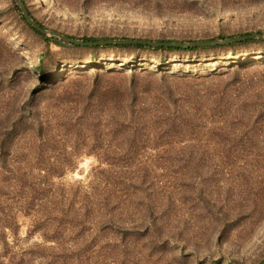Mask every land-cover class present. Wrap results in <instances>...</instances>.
<instances>
[{
    "label": "rangeland",
    "instance_id": "1",
    "mask_svg": "<svg viewBox=\"0 0 264 264\" xmlns=\"http://www.w3.org/2000/svg\"><path fill=\"white\" fill-rule=\"evenodd\" d=\"M23 2L82 42L264 36V0ZM159 49L0 0V264L264 262V40Z\"/></svg>",
    "mask_w": 264,
    "mask_h": 264
},
{
    "label": "water",
    "instance_id": "2",
    "mask_svg": "<svg viewBox=\"0 0 264 264\" xmlns=\"http://www.w3.org/2000/svg\"><path fill=\"white\" fill-rule=\"evenodd\" d=\"M16 5L20 8L21 13L26 20L27 24L30 25L34 30L40 32L43 35H54L60 40L68 42L70 44H74L77 46H109V45H116V46H144V47H152V48H180V49H189V48H206V47H214V46H222V45H229L232 43L242 42L251 39H258L264 40V36L262 35H254V36H245L235 39L229 40H213V41H205V42H192V43H179V42H149V41H140V40H107V41H98V42H82L73 40L71 37L57 34L55 32L46 30L43 28L32 16L28 8L26 7L23 0H14ZM264 264V262L262 263Z\"/></svg>",
    "mask_w": 264,
    "mask_h": 264
},
{
    "label": "trees",
    "instance_id": "3",
    "mask_svg": "<svg viewBox=\"0 0 264 264\" xmlns=\"http://www.w3.org/2000/svg\"><path fill=\"white\" fill-rule=\"evenodd\" d=\"M18 9V8H17ZM42 26V25H41ZM43 27V26H42ZM56 41V43L59 45V46H63V42L59 41V40H54ZM84 41L86 42H98L99 40H96V39H93V38H89V39H84ZM139 48H144L143 46H138ZM191 50H197L199 48H190ZM159 50H166V51H169V52H172L174 50H178V49H175V48H160Z\"/></svg>",
    "mask_w": 264,
    "mask_h": 264
}]
</instances>
